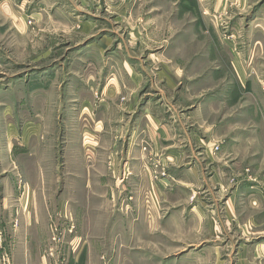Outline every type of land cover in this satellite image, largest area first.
I'll return each instance as SVG.
<instances>
[{"label":"rangeland","instance_id":"obj_1","mask_svg":"<svg viewBox=\"0 0 264 264\" xmlns=\"http://www.w3.org/2000/svg\"><path fill=\"white\" fill-rule=\"evenodd\" d=\"M105 1L86 34L0 15V264H237L264 242V0Z\"/></svg>","mask_w":264,"mask_h":264},{"label":"crops","instance_id":"obj_2","mask_svg":"<svg viewBox=\"0 0 264 264\" xmlns=\"http://www.w3.org/2000/svg\"><path fill=\"white\" fill-rule=\"evenodd\" d=\"M35 1L36 0H23L21 3L20 0H0V15L3 18H10L15 24L18 25L21 22L20 8L25 2H28V14L36 21L38 25L43 23L49 25L50 27L52 25V22H54L67 25L65 27L69 28L70 26L72 27L73 23H78V26L76 25L79 29V31H76L77 33L81 32V34H86L87 32H90L89 29L91 25L87 21L80 20L79 18L83 16L85 10L95 11V0H39L38 2ZM151 2H153V0H106L104 4H106L107 7L111 10L112 8H115L114 6H119L118 8H124L125 6H137V4L139 6H147ZM100 3L101 1H99L97 4ZM119 11L123 10L120 9ZM156 122L157 118L151 117V120H149L152 130V137L153 139L155 137H159L163 140L165 139V137L161 135H163L165 130L160 129L157 126ZM154 133L156 134L155 136ZM157 142L158 141H155L154 143L157 144ZM177 144L178 143L169 144V146L166 147L171 149V152H169L168 155H170L174 163H177V165H183V163L187 164L190 162V160L196 157L194 154L193 143L188 145L187 151H190V153L182 152L184 154H182V156L177 152L180 147ZM174 150L176 151L174 152ZM252 202L253 208L251 210L258 208V202ZM228 204V214H230V216H233L234 218L233 209L235 207L233 205L236 204L234 194L228 201ZM240 228L244 231V233H246V229H244V227ZM239 259L240 261L237 264H264V242L257 244V246L254 247L253 251L250 250V253L247 250L244 253L240 254Z\"/></svg>","mask_w":264,"mask_h":264}]
</instances>
